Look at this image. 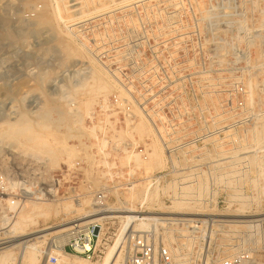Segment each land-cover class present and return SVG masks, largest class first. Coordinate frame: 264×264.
Returning a JSON list of instances; mask_svg holds the SVG:
<instances>
[{
	"label": "rangeland",
	"instance_id": "obj_1",
	"mask_svg": "<svg viewBox=\"0 0 264 264\" xmlns=\"http://www.w3.org/2000/svg\"><path fill=\"white\" fill-rule=\"evenodd\" d=\"M56 6L66 23L40 25V16L51 18ZM95 72L107 91L89 90ZM113 95L129 96L139 110L181 125L179 164L198 184L185 190L191 212L225 217L242 204L247 216L259 219L255 236L199 217L206 222L200 231L158 227L155 242L187 264L242 254L249 255V264H264V0H0V238L18 213L47 204L52 212L23 226L29 235L24 241L63 229L38 245L41 264L51 246L62 247L70 228L84 221L69 222L93 213L92 195L78 203L70 197L99 189L86 120L101 99ZM22 120L36 133L47 127L42 134L59 150L55 165L48 166L36 149L26 151L16 138L1 136ZM154 149L157 164L147 169L158 172L163 156L155 139ZM82 158L88 169L74 176L69 190L66 168ZM56 180H62L59 187ZM162 191L146 198L139 189L122 193L107 208L167 210L173 204L163 202ZM12 199L20 203L14 211ZM65 205L79 211L64 212ZM119 227L118 219L101 223L96 232L101 258L90 263L101 262ZM41 231L46 232L36 234Z\"/></svg>",
	"mask_w": 264,
	"mask_h": 264
},
{
	"label": "built area",
	"instance_id": "obj_2",
	"mask_svg": "<svg viewBox=\"0 0 264 264\" xmlns=\"http://www.w3.org/2000/svg\"><path fill=\"white\" fill-rule=\"evenodd\" d=\"M137 112L147 116L154 139L161 148L163 166L158 172L147 171L146 165L150 162L153 139L140 138L135 133L134 129L141 119ZM86 122L91 127L89 129L93 130L95 145L92 147L91 154L101 183L98 191L92 194L86 192L80 195L72 194L74 195L70 197L72 201L81 202L88 194L94 197V203L105 208L109 199L139 189L142 190L144 197L147 195L151 197L153 194H158L160 190H164L162 191L164 203L173 204L183 201L193 203L185 190L194 188L198 184L185 177L183 166L179 164V157L183 155L180 148L182 140L178 136L181 127L179 123H167L166 117H159L157 120L153 117L152 111L146 108L139 110L129 96L117 95L101 99ZM119 134H122V137ZM87 164L82 158L66 168V173L70 176V181L67 183L69 190L73 189L71 184L76 178L74 176L85 172L88 169ZM61 181L56 180L57 187ZM2 195L0 192V197ZM19 205V202L12 199V207L18 208ZM191 225L193 224L181 221L159 229L173 232L174 229L177 231L179 228L189 227L191 231L193 230ZM201 227L202 224H199V228ZM99 229L98 224L78 228L76 232H73L68 243L63 246L62 252L87 261L100 259L101 252L97 249L98 236H96ZM159 229H148L145 233L132 238L125 264H187L185 260H175L167 246L155 242L154 236ZM198 231L200 229H197ZM249 262H251L249 255L242 254L218 260L212 264H249ZM44 264H59L58 257L51 255Z\"/></svg>",
	"mask_w": 264,
	"mask_h": 264
},
{
	"label": "bare ground",
	"instance_id": "obj_3",
	"mask_svg": "<svg viewBox=\"0 0 264 264\" xmlns=\"http://www.w3.org/2000/svg\"><path fill=\"white\" fill-rule=\"evenodd\" d=\"M58 6H56L57 9L54 8L56 10L54 11V14L52 13L53 16L51 18H48L46 16L45 17L40 16L38 23L40 25H52L53 22H56L57 24L66 23V21L64 20V18L61 15V11H60ZM62 8H63V6H62ZM67 20H69V19H67ZM46 29H48V28H46ZM89 79L92 80V84H93V85L88 87L92 93L101 92V90L107 91V89L110 88L108 86L107 82H105L103 80L102 74L100 72H95L93 74V76ZM249 91H250V89H249ZM92 96H94V95L92 94ZM88 101H87L88 103L86 104L87 108L91 107L92 99L88 100ZM87 111L88 110H86L85 112H87ZM138 115H139V113H138ZM77 116H79V115H77ZM141 116L139 115V117L141 118V122L134 129L135 133L139 137L153 138L154 133H153L152 129L149 127L150 123L148 124L147 121L142 118L143 116L142 117ZM145 117H146V115H145ZM22 121L24 122V120H22ZM79 122H82V119L79 120ZM20 123H21V121H20ZM41 123H43V122H41ZM14 124H16V123H14ZM22 124L23 125H21L20 127H16V126L11 127L10 126L11 128L7 129L1 136L16 138L17 142H20L21 143L20 145L22 147H24V149L26 151L31 152V150L36 149V151L35 150H33V151L38 152V154H40V155L46 156L47 161H48V164H47L48 166L49 165H51V166L55 165V163H57L59 160V157H58V151L59 150H57L55 148V146L51 142L48 141V136H49V134H47L48 132L46 133L47 136H45V137L42 134V132L43 133L45 132V130H46L45 128H47V127H42V126L39 127V129H38L39 131L36 133L33 131V129L31 128V126L28 123L24 122ZM16 125H18V124H16ZM34 130H35V128H34ZM89 131L90 130H88V132ZM90 132H93V130ZM119 135H120V137H122V134H119ZM58 143H60V141L57 138V144ZM64 151L67 152V150H64ZM46 158H45V160H46ZM156 159H157V152H156V149H154L150 155V162L146 165V167L151 168L150 166H152L153 164H157V162H155ZM148 170H150V169H147V171ZM51 192L53 193L54 191L52 190ZM5 201L7 202L8 200H5ZM143 201H145V199ZM140 202H141V204H144V202L142 203V200ZM130 204L131 203L129 202V204H127V205H130ZM141 204L139 206H142ZM41 205H45V208L43 206H42L43 207L42 208V207L33 205V209L30 210V212L21 213L22 212L21 211L20 213H18V216L15 220V224L11 227L10 231L6 232L3 235V237L0 238V264H39L40 259L38 257V255H39V246L38 245L42 244L46 237H49L55 233L57 234V233L63 231V229H62V230L57 231V232H52L50 234L48 233L47 235L43 234L42 236H39V237H37L38 236L37 235L36 236L37 238L35 237L34 239H32L30 241L29 240L24 241V239L26 237H28L29 235H27V234L25 235V233L23 232L24 231L23 226L27 223L34 222V220L38 217H45L46 213H48V212H52V211H50L51 208L47 204L42 203ZM124 205H126V204H124ZM124 205L122 207L123 209H110L107 207L101 208V207H99L98 204L97 205L94 204L93 207H96V208L93 209V213L87 214V215L82 216L81 218H79L75 221L69 222V223H80V222L84 221L81 224L74 225V226H79V227H76V228L71 227L70 228L71 231L69 232V234H72V236H73V234H74L73 232H76V230L78 228H86L87 226L92 225V224H98L100 226L101 223H104L107 220H113V219L119 220L120 227H119L117 235L115 236L113 244L111 246H109V248L106 250V252L104 253V256L101 259V262L96 263V264H125V259H123V252L126 249H129L132 238L136 237L137 234H140L143 232L145 233L148 229L153 230L154 228L157 229L158 227H160V228L163 226L165 227L169 224H174V222H181V221L186 222L187 221L189 224H193V225H191V228L193 229V231L194 230L197 231V229H200L199 224L204 225L206 223V222H204V220H200L199 217H212L213 219H210L208 222H210V223H216V222L221 223L222 226L227 227L229 229V231L232 233L237 232L238 229H245L246 232H248L247 234H249V236L250 235L255 236V235H258V234H256V232H258L257 230L260 229L257 226L259 223V219L257 220L256 216H247L246 215L247 214L246 208L242 204L239 206L240 208L237 209L233 214H231L229 216L224 215L225 217H222V216L219 217L216 215H203L201 213H193V212H191V210H193V208L190 207V204L188 202H184V201L173 203V206L171 208H168L167 210H165V209L163 211L162 210H159V211L149 210V211L144 212V213H142V212H140V210H137L134 208L133 209H124L125 208ZM78 207H81V205L80 206L78 205ZM10 209L12 211H14V207H11ZM75 210L79 211V209L77 208V205H75V206L74 205H65L63 207L62 211L69 213L70 211L73 212ZM164 216H171L173 218H166ZM175 217H179V218L175 219ZM181 217H184V218H181ZM215 218H223L225 220L215 221L214 220ZM6 219L9 220L8 218H6ZM136 222H138V224ZM10 225H12V224H10ZM259 225L261 226V224H259ZM58 226H62V225H58ZM57 227H55V228H57ZM50 229L51 228H49L48 230H50ZM185 229L190 230L189 227L183 228L181 230H185ZM64 230H67V229H64ZM44 232H46V231H41V232L36 233V234H41ZM134 234H135V236H134ZM33 235H35V234H33ZM67 236H69V235H67ZM72 236L70 238H67L66 242L62 243V247L52 245L51 248H53V250L51 251L50 255L47 254L48 256H46V259L49 256L54 255V256L58 257L59 264H93L84 258H81L78 256L74 257V255L73 256L67 255V254H64L62 252L63 246L68 243V241L72 238ZM32 241H34V243ZM98 242H99V237H98ZM70 258H73L74 261H71ZM42 263H43V261H42Z\"/></svg>",
	"mask_w": 264,
	"mask_h": 264
}]
</instances>
